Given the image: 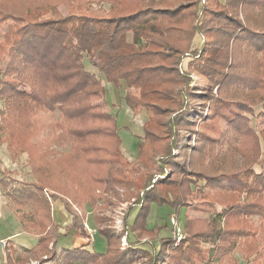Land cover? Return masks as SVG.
<instances>
[{
	"label": "trees",
	"instance_id": "1",
	"mask_svg": "<svg viewBox=\"0 0 264 264\" xmlns=\"http://www.w3.org/2000/svg\"><path fill=\"white\" fill-rule=\"evenodd\" d=\"M95 1L0 0V26L16 21L0 43V59L9 57L0 76L6 106L0 109V142L14 161L28 153L35 179L6 191L3 171L0 183L16 209H23L16 214L23 229L34 233L37 227L39 236L22 251L5 245L6 264H13L12 254L16 264H135L139 258L147 264H237L232 252L256 234L248 228L252 215L264 219V166L254 168L264 130L259 135L252 123L264 118V0H105L111 1L105 14L91 10ZM60 4L69 11L65 16L40 19ZM197 34L204 41L193 48ZM85 58L99 74L86 68ZM102 76L140 89L139 101L126 98L133 111L147 112L137 161L122 157L115 119L103 112ZM56 110L63 120H53L48 136L35 141L40 115ZM68 143L70 152L62 155L52 147ZM134 163L149 173L143 196L128 191L136 194L126 214L131 246L122 249L123 232L94 213L106 250H58L52 201L61 199L73 214L71 225L83 230L85 205L97 206L98 187L135 185L129 170ZM197 185L219 191L216 200L202 195L212 207L227 206L219 218L186 220L177 246L173 237H161L159 252L138 248L159 236L160 227L148 223L152 205L168 204L179 213L183 196ZM241 193L245 200L238 199ZM137 205L130 226L127 217Z\"/></svg>",
	"mask_w": 264,
	"mask_h": 264
},
{
	"label": "rangeland",
	"instance_id": "2",
	"mask_svg": "<svg viewBox=\"0 0 264 264\" xmlns=\"http://www.w3.org/2000/svg\"><path fill=\"white\" fill-rule=\"evenodd\" d=\"M223 2L225 0H222ZM111 1L99 0L95 1L91 6L92 11L99 14H105L111 6ZM135 1H126L125 4H133ZM208 4V0H202V5ZM83 7L87 5H81ZM68 9L65 4H60L50 10L49 13L41 17L40 19H49V18H60L65 16L68 13ZM16 24V21L12 18L7 20L2 26H0V43L5 39V34L8 31L9 25ZM22 25V24H21ZM128 39L132 40V34H128ZM204 41L203 36L201 34H197L193 40L192 46L193 48L199 46ZM3 55V54H2ZM190 56L185 57L183 60V67H186ZM9 57L6 56L4 59H0V76L2 72L7 69V62ZM84 64L87 69L98 72L97 68L91 64L88 58L84 59ZM12 75H9L11 78ZM7 79V78H6ZM103 86H104V109L103 112L106 117H114L116 123L117 134L120 139L121 145V155L123 158H127L128 160L137 161L140 156L141 147L144 144L145 140V129H144V121L147 119V112L145 108H138L137 111H133L127 103L126 98H130L134 101H139L140 99V89L139 88H130L127 86L125 81H121V85L117 86L114 83L107 81L103 76ZM199 80V76L194 75V82ZM1 85V84H0ZM24 92H29V87L24 86L22 88ZM5 98L0 99V109L5 108ZM261 106L256 107V111L259 112L261 110ZM41 114V113H39ZM1 119V115H0ZM53 120L62 121L61 114L58 110L52 116L48 113H42L40 115V120L38 124L41 126L42 130L40 134L35 138V141H42L48 136L49 129L51 127V122ZM1 121V120H0ZM255 126L258 134L260 135L261 129L264 130V118H253L252 121ZM196 129L198 125L195 126ZM53 148L57 149L60 155L64 153V151L70 152V144L67 146H56L53 145ZM63 152V153H62ZM59 155V156H60ZM9 158L10 160H7ZM2 159V160H1ZM159 159V158H158ZM19 161L15 163H10L11 157L8 152L7 144L6 146L0 142V179L2 178V172H5L4 181L7 185V190L13 188H19L23 186V182L35 180L33 174L30 172L31 167L28 164L30 157L28 153H22L19 156ZM133 169H129L131 172H135V185L128 183L126 186L116 185V183L109 182L108 186L98 187L96 194L100 195L97 199V206L92 208L89 204L85 205V210L87 211V218L84 222V227L86 228V224L89 227H93L97 230L96 233L93 234V237L90 238L88 235V245L90 244L93 250L97 252H104V246H107V240L105 235L98 229L97 224L94 219V213L96 218L98 217L99 221H102V224L105 226L113 227L118 232H123L121 237V248L127 249L131 246V240H134V236L130 230L127 228L126 222V214L127 209L131 203L135 202V195L128 196V191L131 188V191L140 192L141 196H143L142 185L147 180L148 171L146 168L142 169L141 166L137 163L130 165ZM264 166V139L263 135L261 138V147L260 153L257 157L255 163V170L261 171ZM139 167V168H138ZM127 168V166H126ZM137 168V169H136ZM127 177V176H126ZM204 182H200V185H203ZM141 187V188H140ZM140 188V189H139ZM134 192V193H136ZM205 193H209L212 200L221 197V194L217 189L209 190L203 186H194V191L191 194H185L183 197L184 204L179 213L176 212V209L169 206L168 204H157L154 203L152 205L151 215L149 218L150 224L149 226H159V236L152 240L151 243L145 242L138 244V248H145L153 251L155 250L159 252L161 248V237H173L174 246L177 242L176 236V227L173 223L174 219L179 222L181 226V236L178 245L181 243L182 239L185 236L183 226L186 221V218H190V220L198 221V220H211L214 216H219L223 211L227 208L226 205L217 204L215 207H212L211 204H206L202 202V195ZM232 196H228L230 198ZM239 200H245V194H239ZM54 202V203H53ZM63 203L61 199L57 201H52V213L54 217L59 221L62 219L58 205ZM78 212L80 210L75 206ZM140 207L134 206L130 211L127 220L128 225L132 226L135 216L137 212H139ZM23 209H16L15 205L12 204L11 200L7 197L5 192L4 184L0 183V264H4L5 254L7 250L5 249V245H13V241H17L21 244H29L32 242V236L26 234L22 231L21 222L17 219V213L21 212ZM68 212L67 209H65ZM72 218L73 214L70 213ZM69 215V212H68ZM225 214L220 217L221 226H224ZM70 217V215H69ZM219 218V217H217ZM70 219V218H69ZM152 222H154L152 224ZM248 228H251L255 231V236L245 239L243 238L241 243L234 249L232 252V256L236 259L237 264H264V219L259 214H254L251 217V222L248 223ZM60 228H58L59 230ZM37 231V227H34V232ZM61 236L59 238L57 246L60 248L71 249L72 246H79L83 243V237L85 234H82L78 229H60ZM35 234V233H34ZM129 235V236H128ZM9 236V239H5ZM5 237V238H4ZM87 237V234H86ZM3 238V239H1ZM91 241V242H90ZM105 243V244H104ZM209 244V243H208ZM85 245V244H84ZM7 246V247H8ZM86 246V245H85ZM10 247V246H9ZM13 247V246H11ZM14 248V247H13ZM96 248V249H95ZM107 248V247H106ZM5 250V251H4ZM16 255L12 254V263L16 264ZM30 264H33L32 262ZM36 264V263H35ZM81 264V263H75ZM135 264H147V258H139L136 260Z\"/></svg>",
	"mask_w": 264,
	"mask_h": 264
},
{
	"label": "crops",
	"instance_id": "3",
	"mask_svg": "<svg viewBox=\"0 0 264 264\" xmlns=\"http://www.w3.org/2000/svg\"><path fill=\"white\" fill-rule=\"evenodd\" d=\"M3 145H5L6 146V143H2ZM9 152V151H8ZM10 154V153H9ZM10 157H11V155H10ZM2 160V159H1ZM7 160H10L9 158H7ZM11 160L12 161H10V163H15V161L12 159V157H11ZM19 160L17 159L16 160V162H18ZM0 173H1V171H0ZM57 201V200H56ZM54 203V202H53ZM53 207V206H52ZM58 210H59V212H60V215H61V217H62V219L61 220H57L55 217H54V215H53V217H54V220H55V222L59 225V228L60 229H62V228H64V229H69L70 230V228H73V229H77V228H75L74 226H72L71 225V223H72V216H71V214H70V212H69V215H70V217H69V215H68V212H66L65 211V209H66V207H65V204H64V202L63 203H61V205H58ZM17 216V215H16ZM70 218V219H69ZM150 218V217H149ZM17 219L21 222V220L17 217ZM186 220H190V218H186ZM149 224H150V221L148 222ZM154 222H152V224H153ZM21 228H22V231L24 232V233H26V234H29V235H31L32 236V242H30L29 244H21V243H18L17 241H13V245H10L9 244V246H13L16 250H18V251H22L23 249H26V248H32L33 246H35L37 243H38V239H39V236H38V234L36 233V232H34V233H28V232H26L24 229H23V227H22V222H21ZM60 229L58 230V232H60L61 233V231H60ZM78 230V229H77ZM80 231H81V233L82 234H85V237H83L84 239H83V243L81 244V245H79V246H82V245H84L88 250H91V251H96V250H93L92 248H91V246H90V244L88 245V242H89V240H88V232H87V229L84 227L83 228V230H81V229H79ZM62 234V233H61ZM86 234H87V237H86ZM5 238V237H4ZM1 239H3V238H1ZM5 239H7V240H11V239H9V236H7ZM91 242V241H90ZM105 244V243H104ZM74 247H77V246H72V248H74ZM106 244H105V246H104V251L106 250ZM57 248H58V250H60L61 248L60 247H58L57 246ZM96 249V248H95ZM5 251V250H4ZM4 256H5V260H4V264H6V253L4 252ZM32 263L33 264H35L36 263V261H32ZM75 263H81V262H74L73 264H75ZM43 264H56L55 263V261H47V262H44ZM82 264V263H81Z\"/></svg>",
	"mask_w": 264,
	"mask_h": 264
},
{
	"label": "built area",
	"instance_id": "4",
	"mask_svg": "<svg viewBox=\"0 0 264 264\" xmlns=\"http://www.w3.org/2000/svg\"><path fill=\"white\" fill-rule=\"evenodd\" d=\"M173 223H174V225L176 227V236H177V242H176L175 245H178V243L180 241V238H182V236H181L182 230H181V226H180V224H179L178 221H176L174 219ZM86 229H87V232H88V235H89L90 238H92L93 237V234L97 232L96 229H94L93 227H89L88 224H86Z\"/></svg>",
	"mask_w": 264,
	"mask_h": 264
}]
</instances>
